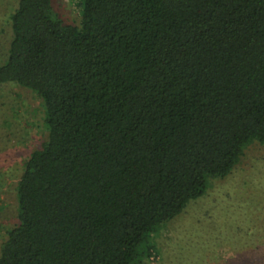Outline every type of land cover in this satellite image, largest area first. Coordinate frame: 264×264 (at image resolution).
Segmentation results:
<instances>
[{"label": "trees", "instance_id": "trees-1", "mask_svg": "<svg viewBox=\"0 0 264 264\" xmlns=\"http://www.w3.org/2000/svg\"><path fill=\"white\" fill-rule=\"evenodd\" d=\"M17 0L0 85L46 132L18 178L0 264H139L246 148L264 146V0ZM1 21V20H0Z\"/></svg>", "mask_w": 264, "mask_h": 264}, {"label": "rangeland", "instance_id": "rangeland-1", "mask_svg": "<svg viewBox=\"0 0 264 264\" xmlns=\"http://www.w3.org/2000/svg\"><path fill=\"white\" fill-rule=\"evenodd\" d=\"M17 0H0V63L9 46L5 23ZM81 0H53L64 22L79 25ZM45 107L33 90L0 85V245L18 223V178L45 138ZM139 264H264V146H248L230 175L210 178L170 224L145 243Z\"/></svg>", "mask_w": 264, "mask_h": 264}]
</instances>
